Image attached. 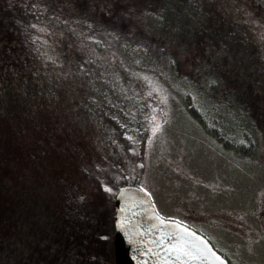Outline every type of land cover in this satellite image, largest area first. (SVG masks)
Returning a JSON list of instances; mask_svg holds the SVG:
<instances>
[{"label":"trees","instance_id":"trees-1","mask_svg":"<svg viewBox=\"0 0 264 264\" xmlns=\"http://www.w3.org/2000/svg\"><path fill=\"white\" fill-rule=\"evenodd\" d=\"M250 20L264 0H0V264H115V195L144 173V75L222 156L255 158Z\"/></svg>","mask_w":264,"mask_h":264},{"label":"rangeland","instance_id":"rangeland-1","mask_svg":"<svg viewBox=\"0 0 264 264\" xmlns=\"http://www.w3.org/2000/svg\"><path fill=\"white\" fill-rule=\"evenodd\" d=\"M250 22L264 40V23ZM143 78L149 121L140 186L156 212L201 232L236 264H264V134L255 158L233 164L158 80Z\"/></svg>","mask_w":264,"mask_h":264},{"label":"water","instance_id":"water-1","mask_svg":"<svg viewBox=\"0 0 264 264\" xmlns=\"http://www.w3.org/2000/svg\"><path fill=\"white\" fill-rule=\"evenodd\" d=\"M141 189L125 185L115 195V264H230L205 235L185 223L159 215L148 193ZM157 216L165 222L161 224ZM178 239L184 251L192 255L169 251Z\"/></svg>","mask_w":264,"mask_h":264},{"label":"snow or ice","instance_id":"snow-or-ice-1","mask_svg":"<svg viewBox=\"0 0 264 264\" xmlns=\"http://www.w3.org/2000/svg\"><path fill=\"white\" fill-rule=\"evenodd\" d=\"M156 130H158V126H157L156 129H153L154 132H155ZM105 191H111V189L106 188ZM141 191H143V189H141ZM156 219L159 220V222H160L161 224H163V223L165 222L164 219L161 218V217H159V216H157ZM172 235L174 236L175 234H172ZM169 251L183 252V254H184V255H187V256L192 255L190 252H185V251H184V249H183V244L181 243V241H180L179 239L177 240V244L173 245L172 248L169 249ZM193 258H196V257H193Z\"/></svg>","mask_w":264,"mask_h":264}]
</instances>
